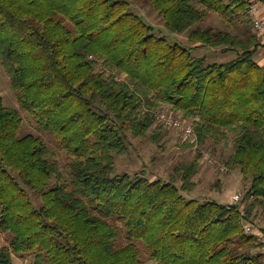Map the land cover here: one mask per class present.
<instances>
[{
    "label": "trees",
    "instance_id": "16d2710c",
    "mask_svg": "<svg viewBox=\"0 0 264 264\" xmlns=\"http://www.w3.org/2000/svg\"><path fill=\"white\" fill-rule=\"evenodd\" d=\"M147 1L171 31L236 56H195L129 0H0V60L12 89L65 154L21 135V110L0 93V264L25 253L32 264H148L141 244L157 264H264V243L245 229L264 211V65L250 3ZM212 13L226 28L197 26ZM238 17L249 31L236 30ZM167 106L193 124L192 146L213 139L230 148L228 169L250 181L242 201L188 197L199 147L167 180L115 174L126 133L146 136Z\"/></svg>",
    "mask_w": 264,
    "mask_h": 264
},
{
    "label": "rangeland",
    "instance_id": "374dc122",
    "mask_svg": "<svg viewBox=\"0 0 264 264\" xmlns=\"http://www.w3.org/2000/svg\"><path fill=\"white\" fill-rule=\"evenodd\" d=\"M129 1L132 4L134 12H138L147 22L155 26V32L157 34L165 36L170 42L189 47L195 56H207L209 63L229 61L236 56L233 51L222 52L220 50L221 48L195 45L190 40L188 31H171L165 25L162 15L156 12L153 5L147 0ZM243 18L244 17H238L236 19V30L238 29V32H247L251 28L247 26V22H245ZM199 25L203 27L211 25L214 27L226 28L223 19L217 13H212L204 22L198 23L197 26ZM252 29L258 34V32L254 30L255 28L253 25ZM259 51H261V49H259ZM0 93L5 99L6 105L21 110L23 126L20 134L25 135L33 133L42 136L53 149L57 150L61 159H64L65 154L57 149L54 132L41 130L34 115L20 107L19 98H17L16 92L12 89L10 75L4 69L1 60ZM161 110L171 112L177 116H182L179 113H175L169 106L165 107V110ZM161 125L162 124L158 123L156 120L154 126L148 131L146 136H135L132 135L133 133L130 131L126 133L125 138L129 150L125 153L116 155L115 174L143 172L146 177L152 180L157 178L167 180L178 164L182 162L188 163L194 160L197 156V148L199 147L202 149L203 157L201 167L194 177L198 187H196L192 193L187 194L188 197L197 199L200 202L212 199L222 202L224 201V196L226 198L227 193H234L233 196L236 193L246 194L250 181L244 178L240 179L239 172L237 173V171H235L237 169H228L225 159L229 157L231 150L224 145L225 143H217L215 140L209 139L204 144L192 146V142H190L191 139L184 136L179 130ZM158 129L162 130L160 133L161 136L155 140L153 134H155V130ZM188 143L191 145H188ZM207 156L209 158H207ZM62 164H64L63 161ZM234 202L235 201L232 199L231 203ZM255 220L256 229L264 235V211H259ZM5 238L6 236H3L4 243L6 242ZM123 241L125 243L127 242L125 239H123ZM141 249L148 264H157L149 259L143 244H141ZM34 259L35 256L33 254H14V264H32Z\"/></svg>",
    "mask_w": 264,
    "mask_h": 264
},
{
    "label": "built area",
    "instance_id": "2783aa9c",
    "mask_svg": "<svg viewBox=\"0 0 264 264\" xmlns=\"http://www.w3.org/2000/svg\"><path fill=\"white\" fill-rule=\"evenodd\" d=\"M250 3V16L252 18V22L254 23V28L258 32V35L261 36L262 41L264 42V20L259 17V6L256 2V0H248ZM158 123L164 125L167 128H174L179 130L184 136L191 140L197 139V132L191 122L183 118L182 116H177L172 114L171 112L166 111H158L156 114V119ZM207 158H209L207 156ZM245 198V194L242 193H236L233 196V200L235 202L242 201ZM245 229L248 233L254 234L256 237H258L260 242L264 243V235L262 232H260L258 229H256L253 224L247 223L245 225ZM264 251V248H263Z\"/></svg>",
    "mask_w": 264,
    "mask_h": 264
},
{
    "label": "crops",
    "instance_id": "0c3cea01",
    "mask_svg": "<svg viewBox=\"0 0 264 264\" xmlns=\"http://www.w3.org/2000/svg\"><path fill=\"white\" fill-rule=\"evenodd\" d=\"M256 2H257V4H258V6H259V17H261L263 20H264V0H256ZM249 17H251L250 16V12H249ZM255 30V29H254ZM261 41H262V38H261ZM264 42L262 41V46H261V51H258L257 53H256V60L259 62V64H262V66L264 65ZM235 171H237V173L239 172V174H240V179L242 178H244L243 177V175H242V173H241V171L239 170V169H237V170H235ZM234 194V193H233ZM233 194L231 193H227L226 194V198H225V196H224V201H222L223 203H231L232 202V198H233ZM222 198H223V196H222Z\"/></svg>",
    "mask_w": 264,
    "mask_h": 264
}]
</instances>
